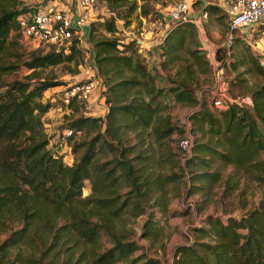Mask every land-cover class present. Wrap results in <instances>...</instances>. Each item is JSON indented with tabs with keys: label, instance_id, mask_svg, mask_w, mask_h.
<instances>
[{
	"label": "trees",
	"instance_id": "trees-1",
	"mask_svg": "<svg viewBox=\"0 0 264 264\" xmlns=\"http://www.w3.org/2000/svg\"><path fill=\"white\" fill-rule=\"evenodd\" d=\"M103 1L110 11L128 4L126 12L117 11L127 23L137 6L135 0ZM20 2L0 0V264H157L145 252L131 256L142 246L131 237L128 219L146 214L143 236L158 239L161 227L153 210H168V185L181 176L162 170L173 155L167 140L174 127L160 114L166 104L156 97L169 92L177 102L199 103L191 88L194 74H208L211 66L195 24L171 23L162 36L161 68L173 62L180 66L171 84L159 87L134 39L119 48L118 38H93L90 23L87 39L93 41V64L109 105L102 116H92L84 114V101L70 99L69 107L79 114L69 123L75 158L68 162L49 147L42 120L51 106L42 94L58 82L37 71L72 61L78 66L85 48L73 36L58 49L17 53L11 32L22 39L16 19L25 9ZM216 7L207 4L203 11ZM104 25L116 30L114 17ZM217 51L224 56L218 64L223 68L228 52L226 47ZM21 67L31 71L5 79ZM256 69L264 74L260 64ZM250 97L251 107L231 102L216 114L200 102L191 115L201 136L191 143L184 163L174 158L172 166L178 165L182 175L188 172V193L204 196L198 210L212 201L225 166L232 167L225 189L237 188L243 176L264 183V83ZM78 133L84 136L75 139ZM86 180L90 192L84 195ZM194 229L190 242L176 246L172 264H264V198L239 217L208 214ZM104 233L110 238L106 244Z\"/></svg>",
	"mask_w": 264,
	"mask_h": 264
},
{
	"label": "rangeland",
	"instance_id": "rangeland-1",
	"mask_svg": "<svg viewBox=\"0 0 264 264\" xmlns=\"http://www.w3.org/2000/svg\"><path fill=\"white\" fill-rule=\"evenodd\" d=\"M130 1L132 0H127V2ZM177 1L179 0H135L137 6L130 13L129 23H127V18H120L117 11L126 12L128 4L110 11L105 1L98 0L94 6L96 13L91 20L93 22V38H118L120 43L119 48H122L123 43L134 39L136 45L139 44L141 46V40L137 39V37L142 36L140 32L145 30L144 28H150L153 31V35L161 39L164 36V34L161 35V32H166L171 23L174 24L172 21L169 23L166 21V15L169 14ZM186 1L190 5L189 7L204 10L207 4L214 6L215 2L219 0ZM24 2L25 0H21L18 6L22 7L23 5L28 10L33 8V2ZM66 3L68 4V1ZM144 8L147 10V14L142 15L140 11ZM210 11H212V21L208 24V33L212 35L207 34V36L214 46L211 45L210 53L205 48H202L211 66L210 72L208 74L195 73V81L191 84V88L197 95L199 103L187 104L177 102L169 92L164 94L163 97L162 95L156 97L160 105L166 104V108L161 110L160 114L168 116L174 127L171 137L167 140V146L173 155H170L162 170L166 172L174 171L179 176L181 175L175 183L168 185V196H171L167 206L168 210L164 213L158 211L156 208L153 210V218L161 227L158 239L143 236L142 224L146 219V214L128 219V227L132 230L130 233L131 237L142 246L131 256H138L142 252H145L149 256L157 258L159 261L157 264H172L176 246L188 243L192 240L193 236L195 237L197 233L194 228L203 224V218L206 215L213 214L222 219H225L229 215L239 217L248 209L258 205L259 201L264 198V183L253 181L246 176L241 177L237 188L225 189L227 180L230 178L229 172L232 170L231 166H225L221 170V185L217 186L215 184L212 201L201 210H198L197 204L201 202L204 196L201 192L188 193L190 183L188 172L186 175H182L183 172L178 165L172 166L174 158L178 159L179 165L184 163L185 154L190 152L191 143L193 142L192 144H194L195 140L201 136L194 121L195 118L191 117L194 110L199 107L200 102H206L207 108L218 114L222 108L216 107L213 104L212 100L215 96L226 95L230 98L250 96L254 88L264 83V74L257 72L256 69L258 64L264 67V64L261 62L262 60L264 61V24H259L245 31L238 30L235 33L231 45L226 48L228 52V55L225 57L226 64L221 70L218 64L224 56L222 55V51H217V48L224 47L225 43H227L228 17L220 7H216V9H211ZM207 12L210 13L209 11ZM112 16L116 23V30L108 31L104 22L111 20ZM206 17L209 21L210 16L207 15ZM197 28L199 30L201 27L197 26ZM85 29L89 32V25ZM199 32L201 33V30ZM11 35L18 42L17 46L19 49L17 53H22V56H26L33 49L48 51L53 48L58 49L67 44H36L35 42L20 39L17 31L14 30L11 32ZM148 39H150V36H148ZM197 39L200 46L203 45L201 36L199 37L198 35ZM85 42L81 41L80 43L85 50L82 51L78 66L72 61L48 66L37 71L39 76L51 77V79L58 82L56 85L44 90L42 94L41 100L43 102H51L49 109L42 115V120L50 139L49 147L52 151L62 152L64 160L68 162H71L75 158V154L71 153L68 137L63 138V131L79 113L73 112L71 107H69V103L64 100L65 94L77 84L84 83L90 77L98 79L93 64V41L87 40V44ZM204 43L206 44L205 41ZM160 44L161 42L151 45L150 48H145V50L143 48L142 54H144L146 66L156 76V85L167 87L171 84L170 78L172 74L180 65L179 62H173L169 68H161L160 61L163 59V56L161 55ZM254 59L259 63L257 64V61H254ZM30 71L31 69L21 67L17 71L8 74L5 79L9 80L14 77L24 78ZM102 91L103 86L100 84V88H95L92 92L90 100L79 99L85 103L83 107L85 113L82 111L84 114L92 116H102L104 114L109 104L105 100L106 91H103L104 94H102ZM99 104H101L102 108L98 106ZM251 105H246V107H251ZM83 136V133H78L74 138L78 139ZM184 138H189L190 141V144L186 147L181 145ZM82 192L84 195L90 192V182L88 180L85 181ZM3 236L1 235L0 238H3ZM109 239V236L104 233L102 240L105 244ZM126 263L127 260H117L112 264Z\"/></svg>",
	"mask_w": 264,
	"mask_h": 264
},
{
	"label": "built area",
	"instance_id": "built-area-1",
	"mask_svg": "<svg viewBox=\"0 0 264 264\" xmlns=\"http://www.w3.org/2000/svg\"><path fill=\"white\" fill-rule=\"evenodd\" d=\"M221 7L228 17V31L226 33L225 47L231 45L232 39L238 30L249 28L264 22V0H222ZM98 0H74L75 8L67 10L47 9L43 6H33L31 10L24 9L16 16L18 30L21 38L36 44L68 43L75 36L81 41H86L87 30L96 13L95 4ZM189 3L186 0L177 1L169 12L170 21L177 23L182 20H191ZM204 16L206 12H203ZM166 32H164L165 35ZM264 64V61H261ZM219 69L222 70V67ZM89 79V80H88ZM82 84H77L65 94L64 100L69 103L71 98L90 100L95 88H100V81L91 77ZM103 98V96H101ZM216 107L225 108L231 102L246 106L252 104L250 96L230 98L226 95L215 96L212 100ZM73 134L72 128L67 126L63 131V138ZM190 144L189 138H184V147Z\"/></svg>",
	"mask_w": 264,
	"mask_h": 264
},
{
	"label": "crops",
	"instance_id": "crops-1",
	"mask_svg": "<svg viewBox=\"0 0 264 264\" xmlns=\"http://www.w3.org/2000/svg\"><path fill=\"white\" fill-rule=\"evenodd\" d=\"M66 1H68V4L66 3ZM28 2H33V6H37V5H40V6H43L47 9H62V10H67L69 8H75V3H74V0H25L24 3H28ZM222 0H219V1H216L215 2V5H217L218 7L222 8L221 7V4H222ZM40 3V4H38ZM190 6V5H189ZM223 9V8H222ZM224 11V10H223ZM203 9L201 8H193V7H189V10H188V13H189V16L191 18L190 21H192L196 28L197 26H200L201 28L199 30H201V33L199 34L198 33V28H197V34L199 35V37L201 36V39H202V42H203V45H199V47L202 49V48H205L208 53H210V50H211V45L214 46V44L209 40V37L207 36V34H209V29H208V24L211 23L212 21V11H210V13H206V15L204 16L203 14ZM216 12V10H215ZM224 13H226L224 11ZM207 15L210 16V20L208 21L207 20ZM167 17V15H166ZM168 21V20H167ZM170 21V20H169ZM259 24H264V22H261V23H258V24H255L254 26H251L249 28H252V27H255ZM249 28H245L244 30L242 29L241 31H245ZM145 30L141 31L140 33L142 34V36H138L137 39L139 38L141 40V49L145 50L150 48L151 45H155L157 43H160L161 42V39L160 38H156L155 35H153V31L152 29L150 28H144ZM164 34V32L162 31L161 32V35ZM209 35H212V34H209ZM148 36H150V39L147 40ZM204 41L206 42V44L204 43ZM225 47V46H224ZM209 55V54H208ZM99 107H101V104L98 105ZM102 108V107H101Z\"/></svg>",
	"mask_w": 264,
	"mask_h": 264
},
{
	"label": "water",
	"instance_id": "water-1",
	"mask_svg": "<svg viewBox=\"0 0 264 264\" xmlns=\"http://www.w3.org/2000/svg\"><path fill=\"white\" fill-rule=\"evenodd\" d=\"M166 18H167V20H170V16H169V15H167V17H166Z\"/></svg>",
	"mask_w": 264,
	"mask_h": 264
}]
</instances>
